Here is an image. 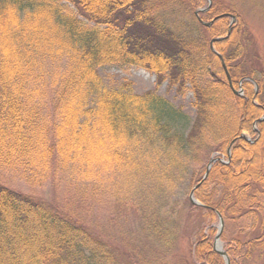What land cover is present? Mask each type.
Segmentation results:
<instances>
[{
	"label": "trees",
	"instance_id": "16d2710c",
	"mask_svg": "<svg viewBox=\"0 0 264 264\" xmlns=\"http://www.w3.org/2000/svg\"><path fill=\"white\" fill-rule=\"evenodd\" d=\"M200 2L0 0V165L19 164L22 180L39 185L43 172L62 173L59 151L68 169L78 161L83 173L75 206L0 180V264H121L92 220L100 196L109 208L138 211L165 258L180 223L153 211L185 177L200 204L190 203L187 223L198 216L218 223L219 215L229 264H264V58L248 66L250 35L240 22L214 43L222 61L213 56L208 41L216 32L194 14ZM218 12L211 6L202 19ZM221 64L243 96L232 92ZM107 65L145 69L157 87L167 80L178 92L189 84V131H173L181 109L154 91L104 87L98 68ZM214 153L225 163L215 162L202 181ZM93 158L109 164L103 188L84 173ZM215 233L210 226L195 234L193 264H225L213 250Z\"/></svg>",
	"mask_w": 264,
	"mask_h": 264
},
{
	"label": "rangeland",
	"instance_id": "374dc122",
	"mask_svg": "<svg viewBox=\"0 0 264 264\" xmlns=\"http://www.w3.org/2000/svg\"><path fill=\"white\" fill-rule=\"evenodd\" d=\"M211 6H217L219 8L218 13H224L229 16H223L214 22L212 21L219 15L203 20L202 17L205 13L202 10L207 9V7L211 8ZM194 12H197V17L204 24L212 22L208 28L213 27L216 34L208 41L209 50L211 52L210 47H212V50L219 56L217 46L214 43L228 38L232 27L238 24V22L242 23L248 36L250 35L247 48V59L249 58L250 60L248 66L258 67L259 60L264 58V0H203ZM231 16L235 17L234 22ZM184 22L188 24L187 20H184ZM219 38L222 40L213 42L210 46L213 39ZM212 54L220 60L216 54ZM223 66L224 64H221V71L223 70L227 79V71ZM98 74L102 80V84L107 89L116 90L124 84H130L135 94L141 95L145 92L154 91L157 96L169 102L174 109H181V117L170 121L173 131L184 135L189 131L195 117L194 98L189 84L181 92H178L175 86H169L167 80L157 87L155 74L136 66L107 65L98 68ZM208 79V76L203 77L201 78V82ZM227 82L231 84L229 78ZM251 84L254 90L256 85L255 83ZM233 91L237 92V96L244 95V88L241 83H238L236 90L233 87ZM262 118H264V114ZM254 129L256 130L255 127ZM242 135L246 138L245 141L251 142L248 134ZM57 154V158L54 159L56 165H60L59 168L62 173L58 170L54 174L43 172L42 174L45 177L41 175L42 179L39 185H30L22 180L21 174L23 172L26 174V170L21 166L19 167V164L12 162H4L0 165V180L8 181L20 193L35 197L41 196L47 202H51L53 199L55 202L75 206L76 203L72 199L74 196H77L75 188L83 173L77 171L78 161L74 162L76 168L68 169L63 163L61 152L58 151ZM211 158H217L222 163H225V157L219 156L217 153L212 154ZM86 165H88V171L84 173H86L87 177H90L92 181L93 179L100 181V186L102 188L105 187L108 183L107 174L109 171V164L106 159L93 158L84 166ZM188 184L189 180L185 177L181 184L171 190L172 192H168V198L163 208L153 211L155 215L158 214L159 218L165 214L166 218L169 216L172 220L177 219L180 223L177 235L173 237L175 234L173 232L171 236V238H174V246L171 247L170 255L167 253L165 258L163 247L153 242L144 229V222L141 218L143 216L138 211L134 209L133 211L131 209H116L115 206L109 208L103 204L104 199L100 196L97 204L91 207L92 220L99 224L98 228L100 230L102 229L105 232L108 244L114 250L121 264H193L189 251L195 234L200 229L206 227L208 229L210 226L215 227L217 233L216 229L219 222L215 221L213 224H209L198 216L196 218L193 217L194 220L187 223L186 214L189 210V194L191 192ZM103 195H107L108 198V191ZM169 225L167 224V226ZM158 258H163L164 260Z\"/></svg>",
	"mask_w": 264,
	"mask_h": 264
},
{
	"label": "water",
	"instance_id": "95a60500",
	"mask_svg": "<svg viewBox=\"0 0 264 264\" xmlns=\"http://www.w3.org/2000/svg\"><path fill=\"white\" fill-rule=\"evenodd\" d=\"M195 15L197 16V12H195ZM223 16H229V15H226V14H224V15H219V16H217L212 22H214V21L217 20V19L222 18ZM231 18H232V21L234 22L235 17H234V16H231ZM212 22H210L209 24H204L203 22H200V23H201L202 25L208 27V26H210V25L212 24ZM220 40H222V39H220V38H219V39H213V40L211 41V43H210V46H211V44H212L213 42H218V41H220ZM210 49H211V52L214 53V54H216V55L218 56V58L222 61L221 56H219L215 51H213V50H212V47H210ZM223 68L225 69V66H223ZM226 75H227V73H226ZM229 86H230V88L232 89V85L229 84ZM232 90H233V89H232ZM233 92H234L235 95H238L237 92H235V91H233ZM261 120H263V119H261ZM241 138L246 139L243 135H241ZM227 153H229V150L227 151ZM217 161L221 162V160H219V159H217V158H211V159L209 160V162H208V164H207V166H206V170H205L204 176H203V178H202V181L207 177V175H208V173H209V170H210L211 166H212L215 162H217ZM200 184H201V183H199L197 186H199ZM197 186H196V187H197ZM194 190H195V188H193L192 191L190 192V195H189V201H190L193 205L200 206V204H199V203L194 199V197H193V192H194ZM218 219H219V220H218V221H219V224H218V227H217V233H216V235H215V239H214V251L217 252V254L220 255V256L225 260V264H228V261H227L226 255H225V253L222 251V249H221V244H220V242H219V237H220V234H221V231H222V220H221V218H220L219 215H218Z\"/></svg>",
	"mask_w": 264,
	"mask_h": 264
},
{
	"label": "bare ground",
	"instance_id": "6f19581e",
	"mask_svg": "<svg viewBox=\"0 0 264 264\" xmlns=\"http://www.w3.org/2000/svg\"><path fill=\"white\" fill-rule=\"evenodd\" d=\"M221 249H222V251L224 252V250H223V247L221 246ZM213 250H214V243H213ZM217 253V252H216ZM225 253V252H224ZM226 255V254H225ZM226 258H227V256H226ZM225 261V260H224ZM227 261H228V264H229V260H228V258H227ZM225 263V262H224Z\"/></svg>",
	"mask_w": 264,
	"mask_h": 264
}]
</instances>
